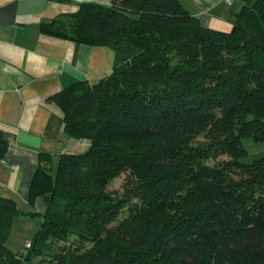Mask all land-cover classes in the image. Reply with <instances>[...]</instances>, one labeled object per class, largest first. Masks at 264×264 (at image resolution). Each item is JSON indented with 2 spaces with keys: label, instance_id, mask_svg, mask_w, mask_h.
<instances>
[{
  "label": "trees",
  "instance_id": "1",
  "mask_svg": "<svg viewBox=\"0 0 264 264\" xmlns=\"http://www.w3.org/2000/svg\"><path fill=\"white\" fill-rule=\"evenodd\" d=\"M40 31L114 61L53 96L88 145L53 167L38 156L27 201L45 209L17 254L8 230L31 212L0 196V264H264V154L247 162L242 143L264 142V0H243L228 32L178 0L81 3Z\"/></svg>",
  "mask_w": 264,
  "mask_h": 264
},
{
  "label": "crops",
  "instance_id": "2",
  "mask_svg": "<svg viewBox=\"0 0 264 264\" xmlns=\"http://www.w3.org/2000/svg\"><path fill=\"white\" fill-rule=\"evenodd\" d=\"M111 0H0V139L7 145L0 159V196L19 209L35 210L27 201L38 156L53 167L64 152L80 153L87 141L70 138L62 114L52 102L61 89L92 84L107 74L114 53L50 36L40 24L75 12L81 3L109 5ZM203 27L228 32L243 0H178ZM248 157L264 154V142L243 138Z\"/></svg>",
  "mask_w": 264,
  "mask_h": 264
},
{
  "label": "rangeland",
  "instance_id": "3",
  "mask_svg": "<svg viewBox=\"0 0 264 264\" xmlns=\"http://www.w3.org/2000/svg\"><path fill=\"white\" fill-rule=\"evenodd\" d=\"M250 160V156L246 158L247 162ZM123 183L124 174H121L119 177L110 182L108 190L120 191ZM29 212H31L32 215L28 214L24 216H15L11 221L5 246L14 254L24 250L25 244L32 239L37 227L39 226V215L35 214V210H30Z\"/></svg>",
  "mask_w": 264,
  "mask_h": 264
},
{
  "label": "water",
  "instance_id": "4",
  "mask_svg": "<svg viewBox=\"0 0 264 264\" xmlns=\"http://www.w3.org/2000/svg\"><path fill=\"white\" fill-rule=\"evenodd\" d=\"M34 207L37 210V212H43L45 209V204L42 201V199L40 197H37L34 201Z\"/></svg>",
  "mask_w": 264,
  "mask_h": 264
},
{
  "label": "built area",
  "instance_id": "5",
  "mask_svg": "<svg viewBox=\"0 0 264 264\" xmlns=\"http://www.w3.org/2000/svg\"><path fill=\"white\" fill-rule=\"evenodd\" d=\"M225 4H231L233 0H222ZM25 246H28V243L25 244Z\"/></svg>",
  "mask_w": 264,
  "mask_h": 264
}]
</instances>
